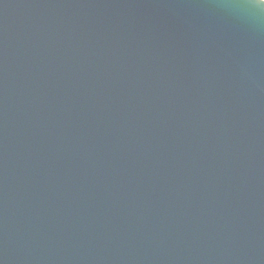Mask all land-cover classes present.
Listing matches in <instances>:
<instances>
[{"label":"water","instance_id":"95a60500","mask_svg":"<svg viewBox=\"0 0 264 264\" xmlns=\"http://www.w3.org/2000/svg\"><path fill=\"white\" fill-rule=\"evenodd\" d=\"M0 0V264H264V6Z\"/></svg>","mask_w":264,"mask_h":264},{"label":"clouds","instance_id":"9594fccd","mask_svg":"<svg viewBox=\"0 0 264 264\" xmlns=\"http://www.w3.org/2000/svg\"><path fill=\"white\" fill-rule=\"evenodd\" d=\"M254 0H229L228 3L222 6L230 10L242 11L253 7Z\"/></svg>","mask_w":264,"mask_h":264},{"label":"snow or ice","instance_id":"6c2138e0","mask_svg":"<svg viewBox=\"0 0 264 264\" xmlns=\"http://www.w3.org/2000/svg\"><path fill=\"white\" fill-rule=\"evenodd\" d=\"M257 3H259L260 5L264 6V0H256Z\"/></svg>","mask_w":264,"mask_h":264}]
</instances>
